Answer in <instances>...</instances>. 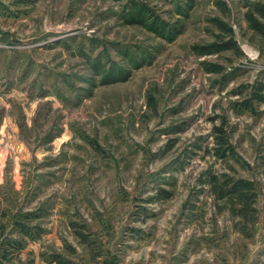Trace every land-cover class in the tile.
Listing matches in <instances>:
<instances>
[{
    "label": "rangeland",
    "instance_id": "374dc122",
    "mask_svg": "<svg viewBox=\"0 0 264 264\" xmlns=\"http://www.w3.org/2000/svg\"><path fill=\"white\" fill-rule=\"evenodd\" d=\"M0 264H264V0H0Z\"/></svg>",
    "mask_w": 264,
    "mask_h": 264
}]
</instances>
